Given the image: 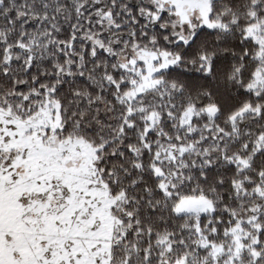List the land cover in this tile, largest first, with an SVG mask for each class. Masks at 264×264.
<instances>
[{"label":"snow or ice","instance_id":"1","mask_svg":"<svg viewBox=\"0 0 264 264\" xmlns=\"http://www.w3.org/2000/svg\"><path fill=\"white\" fill-rule=\"evenodd\" d=\"M0 264H264V0H0Z\"/></svg>","mask_w":264,"mask_h":264}]
</instances>
